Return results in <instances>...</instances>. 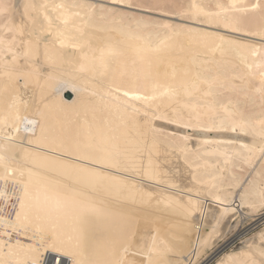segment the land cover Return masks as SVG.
<instances>
[{"label": "bare ground", "instance_id": "1", "mask_svg": "<svg viewBox=\"0 0 264 264\" xmlns=\"http://www.w3.org/2000/svg\"><path fill=\"white\" fill-rule=\"evenodd\" d=\"M92 2L0 0V264H193L264 205L235 169L264 157V43L211 29L264 37V0L172 4L200 30Z\"/></svg>", "mask_w": 264, "mask_h": 264}, {"label": "rangeland", "instance_id": "2", "mask_svg": "<svg viewBox=\"0 0 264 264\" xmlns=\"http://www.w3.org/2000/svg\"><path fill=\"white\" fill-rule=\"evenodd\" d=\"M87 1L89 2V0H87ZM111 1L110 0H90V2H92L94 4L96 3L98 5H103V6L106 5L110 8L113 7V8H111L112 10H114V9L118 10L119 9L118 11L123 12L125 14L130 13L129 15L133 14V15H136L139 17L142 16L143 18H146L148 20H152L155 22H165L166 21V22H169L170 24H173V25L175 24L176 26H180L183 28H184V26L188 28L191 25L193 27V29H195V30L206 29V28L210 29L212 26L211 29H213V30L216 29L214 31L219 30L220 33H222V34L225 33L224 35H226L228 37H232V38L240 40V41H247V42L256 43V44L262 43V41H263V43H264V37L260 36V35L256 36V34L247 33V32L244 33L241 31H239V32L236 31V34H238V35H236L234 30L228 31L227 28H224V30H223V28L219 27V26L218 27H216L215 25L210 26V24H205L203 21H197V20L188 18L187 16H184V13L179 15V13H176L177 9L175 10L174 9L175 7H173V6L177 4L179 6H176V7H180L182 4H184V0H175V2H174V0L173 1H171V0H143L142 2H144L145 6L143 4H141L142 6L139 5V3L136 0H133V2H131V4L130 3L125 4L123 2L119 3L118 1H116V2L113 1L114 2L113 3ZM117 2H118V4H117ZM104 3H105V5H104ZM172 4H173V6H172ZM163 6H165V7L163 8ZM160 9H162L163 11H161ZM174 11L176 14H174ZM186 24H188V25L186 26ZM206 25L208 27H206ZM232 32H234V34ZM243 35H246L247 38ZM252 37H253V39H250ZM254 38H255V40H254ZM195 138H196V136H193V135L190 136L191 141H193V140L195 141ZM260 155H262V156L257 157L259 159L255 160V161L259 160L258 161L259 163L257 162L259 167L257 165H255L256 164L255 162H253L252 166H247L248 168L249 167L252 168V169L249 168L250 170L246 166H242V168L241 167L235 168L236 171L239 170L238 172L243 175L244 179L242 178V181H241L242 184L247 182L244 180L245 179L247 180V178L249 179V176H251V173L256 168H257V170L261 171L262 175H264V167H263L264 162L263 163L261 162L264 160L263 153H261ZM262 167H263V169H262ZM240 169H242V170H240ZM248 170H249V172H248ZM251 170H253V171L250 172ZM244 171H245V173H244ZM242 184H240V186H242ZM233 196L235 197V195H233ZM236 207H238V208H236L234 210L232 216L230 217V221L234 220V222H237L236 226L227 229V232H225L224 234L220 235V233H219L218 237L214 240L213 245L210 247V249L207 251V253L205 252V254L203 253V254L198 255L199 257L197 256V258H195V260L196 259L197 260L196 261L194 260L193 264H213L224 253L238 250L241 246L244 245L245 240H247L248 238L252 237L257 232L264 229V205L262 206V208L260 207L255 212H251L250 214L248 212H246V208H241L239 206H236ZM252 213H254V214H252Z\"/></svg>", "mask_w": 264, "mask_h": 264}, {"label": "snow or ice", "instance_id": "3", "mask_svg": "<svg viewBox=\"0 0 264 264\" xmlns=\"http://www.w3.org/2000/svg\"><path fill=\"white\" fill-rule=\"evenodd\" d=\"M125 95H128V94L125 93ZM262 239H264V234H262ZM261 255H264V252H262ZM261 264H264V261H261Z\"/></svg>", "mask_w": 264, "mask_h": 264}]
</instances>
